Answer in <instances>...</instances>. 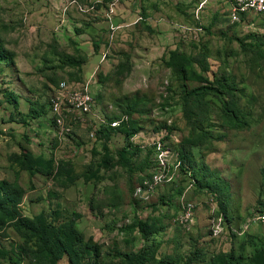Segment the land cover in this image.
Returning <instances> with one entry per match:
<instances>
[{"label":"rangeland","instance_id":"obj_1","mask_svg":"<svg viewBox=\"0 0 264 264\" xmlns=\"http://www.w3.org/2000/svg\"><path fill=\"white\" fill-rule=\"evenodd\" d=\"M228 10L226 0H0V187L13 216H42L32 229L3 221L0 201V264H72L67 246L81 264H130L121 255L142 250L143 264H255L264 219L241 230L264 214V15L233 24ZM174 50L194 60L186 77L166 67ZM64 81L96 98V118L130 126L92 140L88 121L58 136L49 102ZM203 86L220 93L185 99ZM160 140L181 151L182 172L138 203ZM191 178L187 228L176 217ZM213 207L228 217L218 236ZM51 229L47 250L37 233Z\"/></svg>","mask_w":264,"mask_h":264},{"label":"built area","instance_id":"obj_2","mask_svg":"<svg viewBox=\"0 0 264 264\" xmlns=\"http://www.w3.org/2000/svg\"><path fill=\"white\" fill-rule=\"evenodd\" d=\"M226 2L229 6V19L233 24L250 22L252 15H264V0H226ZM205 4V1L199 4L197 12ZM56 91L55 96L50 100L49 108L53 116L52 122L58 130V136L67 135L74 126L87 125L89 121V136L92 140L95 139L96 129L104 123V118H96V98L87 88H80L74 83L69 84L66 81L60 83ZM117 124L118 122H113L111 125L116 126ZM173 158L174 160H172ZM153 161L155 170L150 175L144 176L134 187V199L141 203L150 201L163 183L177 181L181 172L179 152L174 145L172 146L166 140H160L156 143ZM195 183V179L191 178L188 186L184 188L183 199L181 198V211L176 217L179 224L187 228H190L194 222L197 203L186 198L185 193L195 187ZM211 216L213 235L218 236L223 231L228 218L215 207L212 209ZM258 219H264V214L249 220L242 226L241 231L245 233L252 222H256Z\"/></svg>","mask_w":264,"mask_h":264},{"label":"trees","instance_id":"obj_3","mask_svg":"<svg viewBox=\"0 0 264 264\" xmlns=\"http://www.w3.org/2000/svg\"><path fill=\"white\" fill-rule=\"evenodd\" d=\"M192 61H194L193 58L180 55L177 51L174 50V51L169 52L168 61L166 62V67L171 68L174 72L180 73L183 77H186L185 76L186 69L188 66L191 65ZM58 86H57V88H58ZM215 87L216 86H211V87L203 86L200 88H195L191 92L186 94L185 99H188V98L193 97V96L201 95V94H209V93H214V92L220 93L219 89L217 87L216 88ZM49 106H50V102H49ZM49 111H50V108H49ZM113 122H118V124L116 126H112L111 124ZM52 125H54L53 122H52ZM129 126H130V124H129L127 118H125V117H123L121 119H112V120H107V121H105V119H104V123L100 124L95 131V140L97 139L98 135L103 133L106 129L122 130V129H126ZM131 130H132L131 128H128L127 131H131ZM133 132L134 131H131V134ZM128 134L130 135L129 132H128ZM178 152L180 155V160H181L180 167H181V172H182V167L184 165V161H183L184 158L182 157V153H180L181 151L178 150ZM33 163L36 164L37 166H41L40 161L38 162L36 160L35 161L27 160V162H26L27 166L26 167H27L28 171L30 173H33V171L39 172V170H33L34 169ZM46 166H47V164H46ZM48 168H49V166H48ZM141 179H143V178H141ZM97 180H100V179L97 178ZM195 181L197 183L196 179H195ZM0 201H3L6 203L4 210L7 211V213L5 214L6 217H3V221L12 222V221L18 219L19 222L27 225L29 228L32 229L34 223L39 222L42 219V216H38V218H36L34 221H28L27 219L22 218L20 216H19V218L13 216L12 213L8 210V209H11V206H12L11 204H9V203H11V200L8 196L4 195V191H3L2 187H0ZM18 201L19 200H16L14 203L18 204L19 203ZM137 202L139 203V201H137ZM74 221H75V218L73 217L70 220L71 226L74 223ZM56 232H57V229H51L50 235L45 239L42 238V235L40 233H37V235H39V239H41V241H43V244L47 250L50 249L49 242L51 241L52 236L56 234ZM63 251H65L67 253L72 264H81L79 261H77V256H78L77 250L67 246V247H64ZM121 257L126 258L130 264H133V263L134 264H143L145 261L146 254H145V251L142 250L137 255H121ZM254 261H255V264H264V249H260L255 253Z\"/></svg>","mask_w":264,"mask_h":264}]
</instances>
